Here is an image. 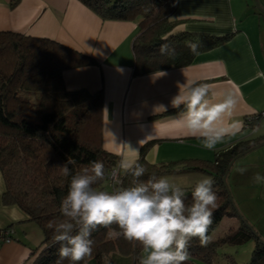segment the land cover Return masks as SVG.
I'll return each instance as SVG.
<instances>
[{"label":"trees","instance_id":"16d2710c","mask_svg":"<svg viewBox=\"0 0 264 264\" xmlns=\"http://www.w3.org/2000/svg\"><path fill=\"white\" fill-rule=\"evenodd\" d=\"M102 19L132 20L139 16L138 33L132 43L134 58L133 75H143L167 68L189 65L194 56L189 43H198V53L215 48L232 37L189 35L173 33L180 21H172L175 0H80ZM16 4L12 2V6ZM184 22V21H183ZM162 45L168 52L161 53ZM88 55L70 49L58 42L32 38L13 32H0V173L4 182L1 203L16 206L34 223L42 240L30 254L29 264H57L60 245L54 241L55 228L49 222H60L61 201L68 191L70 176L65 177L62 165L68 160L75 174L92 161H101L106 173L119 164V157L101 148L102 93H90L85 89L67 91L62 72L83 66L95 65ZM182 108V106H181ZM181 109L170 112L177 113ZM246 120V119H245ZM260 119L245 121L253 128ZM239 142L228 149L218 151L212 162L196 159L169 163L150 164L145 154L152 142L143 145L139 163L146 172L139 179L162 177L167 173L201 171L213 177V191L217 193V208L213 210V223L208 236L224 219L236 217L221 178L230 160L249 148ZM121 183L112 184L105 178L96 187L107 191L132 186L136 178L120 174ZM193 187L184 188L189 194ZM112 229L119 231L118 226ZM11 229L6 227L2 230ZM0 229V231H2ZM13 231V230H12ZM109 229L99 227L92 233L93 252L80 264H115L113 253L132 255L137 260L141 246L122 236L111 237ZM13 235V234H12ZM12 238V236H11ZM254 238L255 247L250 264H264V243H260L243 223L222 239L201 246L193 239L188 247L189 260L209 262L212 252L224 243L241 245ZM61 264H70L65 259Z\"/></svg>","mask_w":264,"mask_h":264},{"label":"crops","instance_id":"0c3cea01","mask_svg":"<svg viewBox=\"0 0 264 264\" xmlns=\"http://www.w3.org/2000/svg\"><path fill=\"white\" fill-rule=\"evenodd\" d=\"M256 2L264 10V0ZM171 17L181 22L173 33H231L232 37L199 52L187 66L134 76L132 43L139 16L132 20L102 19L80 0H0V32L49 39L96 61L95 65L63 71L62 80L67 91H101L104 151L131 156L122 147H114V139L117 145H128L139 153L143 145L152 142L145 154L150 164L214 159L218 151L255 139L244 122L264 110V75H259L264 74V15L254 0H175ZM186 80L209 84L217 97L231 92L237 99L232 119L242 122L243 127L214 150L203 148L200 139L182 137L170 124L178 113L170 112L175 109L171 100L179 91L178 84ZM160 105L166 110L155 111ZM257 137L264 140V130ZM105 144L113 151H107ZM117 157L119 161L122 158ZM3 191L0 173V229L11 226L13 230L12 240L0 243V264H29L40 231L18 207L2 205ZM14 210L18 219L11 218Z\"/></svg>","mask_w":264,"mask_h":264},{"label":"clouds","instance_id":"9594fccd","mask_svg":"<svg viewBox=\"0 0 264 264\" xmlns=\"http://www.w3.org/2000/svg\"><path fill=\"white\" fill-rule=\"evenodd\" d=\"M198 47V43H189L193 54H198ZM160 51L168 52V46L162 45ZM178 88L171 104L181 110L170 124L182 137L200 139L203 148L214 150L226 137L240 132L242 122L232 119L237 104L233 93L217 97L209 84L196 80H186L178 84ZM157 109L166 110L163 105L157 106L155 111ZM112 144L122 147L131 156L115 152L122 158L110 173H106L101 161H92L75 174L69 168L75 164L74 160L60 166L63 175L71 178L60 205L64 219L48 225L55 228L54 241L60 245L57 264L65 259L70 264H80L90 257L94 245L92 233L99 227L109 229L108 234L113 238L122 236L138 243L142 249L139 264H186L193 239H198L201 246L209 243L208 231L218 199L213 191L214 178L206 176L198 181L188 203L189 194L185 189L166 176L139 179L146 169L139 163L138 149L117 145L114 139ZM105 149L113 151L108 144ZM239 171L243 174L246 169ZM121 173L136 178L132 186L112 191L96 187L106 176L114 185L120 184ZM252 179L256 184L264 183V175L260 173L254 174ZM11 218H19L15 210ZM112 225L118 226L119 231L112 229Z\"/></svg>","mask_w":264,"mask_h":264},{"label":"rangeland","instance_id":"374dc122","mask_svg":"<svg viewBox=\"0 0 264 264\" xmlns=\"http://www.w3.org/2000/svg\"><path fill=\"white\" fill-rule=\"evenodd\" d=\"M255 1L256 0H254V2ZM248 128L252 133L251 136L255 139L246 141V146L250 148L264 141L257 137L260 130H264V118H261L253 128ZM205 160L212 162L214 159H203L201 161ZM240 169H246V171L241 174L239 171ZM256 173L264 175V145L258 146L252 151L240 156L231 166L225 182L237 215L231 218L224 217L215 230L209 235V241L216 242L224 238L230 230L237 229V227L243 223L250 231L255 233L257 237L256 240L260 243H264V183L256 184L253 182L252 178ZM164 176L170 178L183 188H189L194 187L198 181L209 175L201 171H187L167 173ZM37 231L39 230L37 229ZM36 240H38L37 245H34L33 250L40 244L42 236L40 239ZM254 240L255 239L252 238L250 241L241 245L228 243L220 244L214 252L210 254L209 262L197 259L194 260V264H250L255 247ZM141 255L142 250L137 260H135L134 256L131 254L122 255L113 253L111 259L115 264H139Z\"/></svg>","mask_w":264,"mask_h":264},{"label":"water","instance_id":"95a60500","mask_svg":"<svg viewBox=\"0 0 264 264\" xmlns=\"http://www.w3.org/2000/svg\"><path fill=\"white\" fill-rule=\"evenodd\" d=\"M255 4H256L258 10L260 11V13H261L262 15H264V10H262V9H260V8L258 7V4H257L256 1H255ZM261 145H264V141H262L261 143H258L257 145H255V146H253V147H250V148H248L247 150H245V151H243V152H241V153L235 155V156L230 160V162L228 163L227 168H226V170H225V172H224V174H223V176H222V178H221V181H222V184H223V186H224V189H225V191L227 192L228 195H229V192H228V190H227L225 180H226V176H227V174H228V172H229L231 166L233 165V163L235 162V160H236L237 158H239L240 156H242V155L248 153L249 151H252L253 149H255V148H257L258 146H261ZM229 200L231 201V197H230V195H229ZM231 203H232V202H231ZM232 205H233V204H232ZM251 233H252L253 236L257 239L255 233H254L253 231H251Z\"/></svg>","mask_w":264,"mask_h":264},{"label":"built area","instance_id":"2783aa9c","mask_svg":"<svg viewBox=\"0 0 264 264\" xmlns=\"http://www.w3.org/2000/svg\"><path fill=\"white\" fill-rule=\"evenodd\" d=\"M253 118L254 119H256V118H259V119L264 118V110H262L261 112L253 115L252 117L247 118L246 121H250ZM246 126H247V124H246ZM12 234H13V231L11 229L0 231V243L11 241L12 240V238H11Z\"/></svg>","mask_w":264,"mask_h":264}]
</instances>
